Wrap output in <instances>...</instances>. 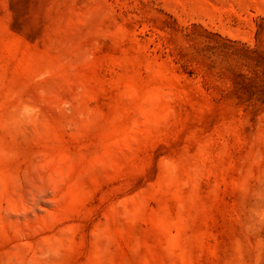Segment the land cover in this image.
<instances>
[{"label":"rangeland","instance_id":"obj_1","mask_svg":"<svg viewBox=\"0 0 264 264\" xmlns=\"http://www.w3.org/2000/svg\"><path fill=\"white\" fill-rule=\"evenodd\" d=\"M0 264H264V0H0Z\"/></svg>","mask_w":264,"mask_h":264}]
</instances>
